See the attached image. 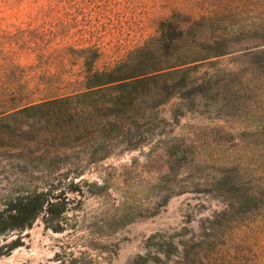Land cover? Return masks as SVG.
<instances>
[{"label": "rangeland", "instance_id": "rangeland-1", "mask_svg": "<svg viewBox=\"0 0 264 264\" xmlns=\"http://www.w3.org/2000/svg\"><path fill=\"white\" fill-rule=\"evenodd\" d=\"M166 20L188 30L179 52L217 38L225 53L180 65L177 49L149 40ZM127 57L133 68L170 73L138 85L111 135L100 123L108 92L0 128V211L34 191L72 199L59 232L39 215L0 235L4 252L21 242L0 264H129L163 241L180 252L224 211L202 264H264V0H0V112L83 91L89 74ZM104 146L106 157L92 159Z\"/></svg>", "mask_w": 264, "mask_h": 264}, {"label": "trees", "instance_id": "trees-1", "mask_svg": "<svg viewBox=\"0 0 264 264\" xmlns=\"http://www.w3.org/2000/svg\"><path fill=\"white\" fill-rule=\"evenodd\" d=\"M159 30V36L153 37L149 40L158 41L157 47L160 49H166L167 53L172 48L177 49V53L182 57L180 65L199 62L210 56H217L225 53L222 50H219L221 43L218 42L217 38L211 40V42H196L194 45L189 46L186 51L180 50L179 52V47L182 44L184 46V42L188 40V30L180 28L173 20L162 21ZM211 50L213 51L210 52ZM129 62L130 60L127 57L112 68L92 72L87 78L83 91H77L62 96L52 95L25 102L20 101L18 104H15V106L2 110L0 112V128H15L12 127L13 125L10 123V119H14L18 115H34L39 114L38 112L45 114L47 111L51 110V108L61 104V102L67 99L76 97L80 98L87 95L94 96L100 92H108V98L100 102L99 105L100 110L103 109L107 112L104 115L107 118L102 122L100 121V123L102 124V134L106 133L104 136L111 135L109 133L114 132V130H117L121 126L123 127L120 122L127 119L125 114L129 111V106L134 105L135 101L141 95V91L138 90V85L150 84L152 81L170 73L164 71L168 67L138 69L131 67V63ZM173 67L176 66L174 65ZM183 80L184 79L173 82L170 87H183ZM115 89H117V94H112ZM199 89L200 85H196L192 88V90L196 91ZM27 126L29 125L27 124ZM122 133L125 135L128 131L122 128ZM140 135L141 134H137L138 137L135 140H129L128 143H130V147H132L131 145H135L141 139ZM104 141L106 142V140ZM105 148L106 146L100 147L97 156L92 159H104L106 154L102 152V149ZM72 173L75 178L81 177L83 169L81 168L79 171H73ZM84 183H86V180L80 178L79 180L71 181L68 187L69 189L76 191L78 190V187L80 189L81 185ZM91 186H97V184L92 182ZM49 192V190L34 191L32 194L19 196L14 202H12L7 210L0 211V235L11 231H21L30 228L39 215H42L43 222L47 228H51L55 232L61 231L63 224L60 219L66 212L68 203L72 199L67 196L66 192H60L57 194H50ZM227 216L228 212L224 211L206 218L205 220L209 222V225L203 227L201 238L196 242L181 243L182 248L180 252L179 248L177 249L173 242L163 241L156 247V252H148L146 255L140 254L129 264H147L148 259H151V263L149 264H202L200 250L207 245H211L210 240L218 235ZM20 245L21 242L19 238L16 237L7 244L8 247L6 252H9ZM6 252L1 250L0 245V255L5 254ZM172 255H175L174 259H170Z\"/></svg>", "mask_w": 264, "mask_h": 264}]
</instances>
